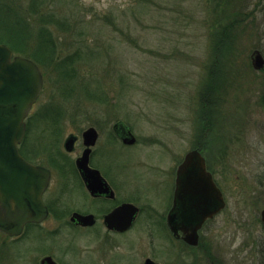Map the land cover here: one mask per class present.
Masks as SVG:
<instances>
[{
  "label": "rangeland",
  "instance_id": "374dc122",
  "mask_svg": "<svg viewBox=\"0 0 264 264\" xmlns=\"http://www.w3.org/2000/svg\"><path fill=\"white\" fill-rule=\"evenodd\" d=\"M0 23L11 42L22 29L31 45L50 31L63 60L40 67L24 154L48 161L63 151L53 134H43V113L81 114V128L94 113H113L140 139L155 129L172 143L171 163L200 145L221 188L225 207L200 230L201 244L133 228L107 264H142L146 255L165 264H264V67L251 66L256 50L264 57V0H0ZM169 148L160 147L158 160ZM115 150L107 149L110 158ZM146 189L166 201L169 182L152 180ZM43 233L53 235L43 227L18 238L0 234V264H39L40 248L55 246ZM87 239L74 241L78 256H59L89 264L96 243Z\"/></svg>",
  "mask_w": 264,
  "mask_h": 264
},
{
  "label": "flooded vegetation",
  "instance_id": "af4514ba",
  "mask_svg": "<svg viewBox=\"0 0 264 264\" xmlns=\"http://www.w3.org/2000/svg\"><path fill=\"white\" fill-rule=\"evenodd\" d=\"M43 114V118L46 119L42 124L43 134H53L51 142H61L63 151L59 150L57 155L50 154L48 161L36 160V158L34 160L30 156L31 154L29 155L28 153H26L27 157L26 155L23 156L30 163L48 171L47 184L41 194V201L46 208V214L39 222H26L21 234L18 236H7L0 232L7 238H18L27 229H35L36 227H43L51 232L52 236L48 233H43V235L47 236V239H50L55 246L53 248L46 241L47 245L40 248L43 254L39 259V264H42L41 262L45 258H49V260H46L44 264H70L68 260L64 261L59 254L69 252V258L73 254L78 256L83 251H80L78 247L76 249L73 243L79 236L83 237V235L89 238L87 239L88 242L92 239L96 243L91 245L90 253L88 252V255H86L92 259L89 264H107L110 255L123 252H113L112 248L118 247L124 239L123 236L133 228L135 230L141 229L151 238L158 236L162 239L163 237L158 233L161 228L167 235L166 239L171 237L169 239L171 242L174 243L175 240L185 244L182 239H177L172 235L167 219L173 206L176 169L189 150L197 149L201 153L205 161L206 170L211 173L213 182L221 190L215 181L212 171L207 166L204 150H202L200 145H194L189 150H185L179 161L171 163L172 143H168L167 139L161 136L160 138L156 137L157 132L155 129H146V131H153L154 137H148L146 134L142 140L137 135V132L132 130L131 125L126 124L119 118L115 120L113 113H94L95 117H92V119H90L91 117L86 118V120L90 119V123L84 128H81L78 124L81 120L79 118L81 114ZM29 115L25 118L26 130L22 137L23 143L27 138V131L32 123L33 114L30 115L31 117ZM62 115H68V117H61ZM69 124L74 125L75 128L63 129L64 126ZM88 128H93L95 131L91 144H86L83 136L84 130ZM125 130L133 135L134 141L132 143L124 141ZM68 136L73 138L70 151L65 150L63 146ZM166 141L167 143H165ZM167 144L170 147L169 151L165 149L167 151L166 155H161L158 160L157 154L160 151V147H165ZM30 147V144L25 145L26 150L29 152ZM111 147L116 149L112 158L107 152V149ZM135 147L140 149L137 152L138 154L132 151ZM86 150L87 155H85L86 160L84 163L87 168L80 169V160L78 159ZM69 154H71L72 159L68 157ZM166 156L168 157L167 159ZM165 179L169 182V191L166 201H163L164 197L162 199L157 194L152 195L146 189V185L152 180L159 183ZM125 204L131 205V210L133 208L132 211H129L133 215L132 219L126 227L124 225L127 211L124 213L125 211L119 210L118 214L111 217L113 211ZM214 216L202 224L199 232L208 221L213 220ZM109 217H111L110 220H108ZM138 221L140 223L136 225ZM55 233H58V235ZM185 245L186 247L194 246ZM52 248L56 249L58 254L51 252ZM147 258L156 263L165 264L152 255H146L142 264ZM78 262L76 261L77 264Z\"/></svg>",
  "mask_w": 264,
  "mask_h": 264
},
{
  "label": "water",
  "instance_id": "95a60500",
  "mask_svg": "<svg viewBox=\"0 0 264 264\" xmlns=\"http://www.w3.org/2000/svg\"><path fill=\"white\" fill-rule=\"evenodd\" d=\"M251 65L255 70L264 67L259 50L252 54ZM42 80L41 71L33 60L13 54L8 45L0 42V231L9 236L21 234L26 222H39L46 214L41 194L47 184L48 171L23 159L17 149L25 133L24 118L41 91ZM94 132L93 128L84 130L86 144L93 142ZM123 137L126 143L134 141L127 130ZM72 142V136H68L64 149L70 151ZM85 155L87 150L78 159L80 169L87 168ZM173 193V206L167 219L170 231L185 244L196 246L202 224L225 207L223 194L197 149L186 152L177 166ZM119 210L127 211L126 227L132 219L129 211L133 208L125 204L113 211L111 217ZM259 219L264 225V207ZM46 260L49 258L41 263ZM144 264L159 263L147 258Z\"/></svg>",
  "mask_w": 264,
  "mask_h": 264
},
{
  "label": "trees",
  "instance_id": "16d2710c",
  "mask_svg": "<svg viewBox=\"0 0 264 264\" xmlns=\"http://www.w3.org/2000/svg\"><path fill=\"white\" fill-rule=\"evenodd\" d=\"M4 24L0 23V29L6 30L7 28L4 27ZM23 30V31H22ZM21 30L22 36L16 41L11 42L10 39L5 35V32L0 33V42L6 43L14 53L26 56L34 60L40 67H43V65H52L55 63H59L60 65L63 64V60L59 62V58L57 57L58 53L55 52V40L52 37V34L50 31H47L48 33L42 32L37 34V42L35 44L31 45L29 44V34L25 32L24 29ZM18 42V43H16ZM30 45V47H29ZM57 45V44H56ZM42 58L40 59V57ZM57 58V59H56ZM48 59V61H47ZM57 68V67H56ZM21 152V154L28 156L27 154H24L23 148H18ZM201 244V242L199 243Z\"/></svg>",
  "mask_w": 264,
  "mask_h": 264
}]
</instances>
